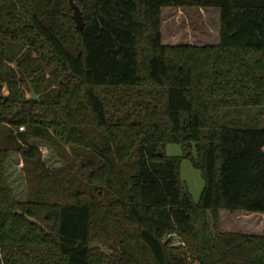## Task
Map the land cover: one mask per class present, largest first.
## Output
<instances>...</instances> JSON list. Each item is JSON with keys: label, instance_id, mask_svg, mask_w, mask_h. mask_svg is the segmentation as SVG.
Wrapping results in <instances>:
<instances>
[{"label": "trees", "instance_id": "obj_1", "mask_svg": "<svg viewBox=\"0 0 264 264\" xmlns=\"http://www.w3.org/2000/svg\"><path fill=\"white\" fill-rule=\"evenodd\" d=\"M74 2L82 31L69 0H0V264H264V234L219 216L264 213V128L222 122L264 105V0ZM166 6L218 8L219 43L164 44ZM184 158L205 180L198 202Z\"/></svg>", "mask_w": 264, "mask_h": 264}, {"label": "rangeland", "instance_id": "obj_2", "mask_svg": "<svg viewBox=\"0 0 264 264\" xmlns=\"http://www.w3.org/2000/svg\"><path fill=\"white\" fill-rule=\"evenodd\" d=\"M220 29L221 13L218 8L202 6H166L162 8L161 31L164 44L214 46L220 41ZM7 93L8 91L5 90V94ZM222 122L227 128H264V105H245L225 109ZM32 143L42 150L43 159L50 168L62 165L60 158L45 141L35 139ZM166 152L168 155L182 156L184 149L181 144L169 143ZM23 167L24 161L21 156L12 152L7 163L6 174L18 200L26 198L27 183ZM180 175L193 199L198 202L205 185L201 169L195 167L189 158H184L180 164ZM251 213L253 212L222 209L219 211L220 227L248 231L254 223L264 226V215L257 216ZM261 233H264V228ZM179 243L178 239L174 241V245H179Z\"/></svg>", "mask_w": 264, "mask_h": 264}, {"label": "water", "instance_id": "obj_3", "mask_svg": "<svg viewBox=\"0 0 264 264\" xmlns=\"http://www.w3.org/2000/svg\"><path fill=\"white\" fill-rule=\"evenodd\" d=\"M69 2L73 9V17L76 23V29L82 31L85 28L83 12L80 7L74 2V0H69Z\"/></svg>", "mask_w": 264, "mask_h": 264}, {"label": "crops", "instance_id": "obj_4", "mask_svg": "<svg viewBox=\"0 0 264 264\" xmlns=\"http://www.w3.org/2000/svg\"><path fill=\"white\" fill-rule=\"evenodd\" d=\"M251 214H254V215H259V214H263L262 212H253ZM264 228V226H260L259 223H254L252 224L250 227H249V230L248 231H239V230H232V229H222L223 231H237V232H242V233H247V234H259V235H263L264 233H261V230Z\"/></svg>", "mask_w": 264, "mask_h": 264}, {"label": "built area", "instance_id": "obj_5", "mask_svg": "<svg viewBox=\"0 0 264 264\" xmlns=\"http://www.w3.org/2000/svg\"><path fill=\"white\" fill-rule=\"evenodd\" d=\"M21 129H24V127H21Z\"/></svg>", "mask_w": 264, "mask_h": 264}]
</instances>
